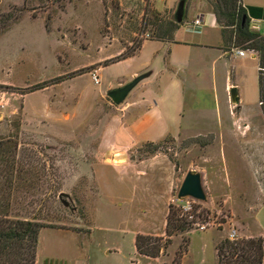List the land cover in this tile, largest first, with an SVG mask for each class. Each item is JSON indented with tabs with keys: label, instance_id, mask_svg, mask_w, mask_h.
Returning <instances> with one entry per match:
<instances>
[{
	"label": "rangeland",
	"instance_id": "374dc122",
	"mask_svg": "<svg viewBox=\"0 0 264 264\" xmlns=\"http://www.w3.org/2000/svg\"><path fill=\"white\" fill-rule=\"evenodd\" d=\"M119 1L0 0V139L17 145L23 170L10 216L76 235L59 239L63 248L44 240L47 264H177L183 239L181 264H216V246L231 230L237 240L264 234L257 63L250 56L228 67L238 85L233 106L215 53L175 48L180 67L170 72V57L163 63L152 5L171 9L158 17L167 22L178 0ZM8 13L15 17L4 25ZM149 65L160 73L147 104L140 85L114 105L107 93ZM146 107L153 113L143 116ZM191 171L201 175L203 202L178 200ZM187 201L189 231L158 258L138 255L135 238L165 240L169 207L181 217Z\"/></svg>",
	"mask_w": 264,
	"mask_h": 264
},
{
	"label": "trees",
	"instance_id": "16d2710c",
	"mask_svg": "<svg viewBox=\"0 0 264 264\" xmlns=\"http://www.w3.org/2000/svg\"><path fill=\"white\" fill-rule=\"evenodd\" d=\"M188 0H178L184 7ZM211 13L216 19L231 48L254 51L257 57L259 104L264 116V36L250 29L251 13L241 6V0H211L208 2ZM23 8L21 11H23ZM16 10V8H15ZM20 11V10H19ZM154 25L157 26L156 41L174 43V35L184 23L177 24L174 16L167 21H159V14L152 12ZM15 16L5 15L4 25ZM119 61V60H118ZM153 145V144H149ZM17 145L9 139H0V264H35L38 239L41 230L48 228L35 219L20 220L10 216L11 199L22 178L23 170L17 164ZM190 223L172 207L166 221V239H152L144 236L135 238L138 255L150 259L158 258L176 235L189 231ZM189 240H182L176 253V263L181 264L187 253ZM216 264H263L264 238H249L231 241L222 239L216 246Z\"/></svg>",
	"mask_w": 264,
	"mask_h": 264
},
{
	"label": "crops",
	"instance_id": "0c3cea01",
	"mask_svg": "<svg viewBox=\"0 0 264 264\" xmlns=\"http://www.w3.org/2000/svg\"><path fill=\"white\" fill-rule=\"evenodd\" d=\"M119 1V0H118ZM120 2V1H119ZM153 2V1H152ZM121 5V3H120ZM241 6L246 10L249 11V13H251V17L250 19L253 20H258V21H264V0H241ZM153 7V11L157 14H164L166 11H171V9H167L165 10L163 13L157 11V9L154 7V5H152ZM192 13L193 14V18L191 19V22L196 19V18H200L202 21V30L201 33L198 35L195 34H189L186 32V30L184 29V33L185 34H179V32L177 31L174 35V43L169 44V43H161V42H155L158 44H163L164 45V49L165 54L162 56V61L163 63L166 62L165 60L169 58V63H167V67H170V69H168L170 72L173 71V69H176V67H180L178 65H176L175 63L176 60L174 61L173 59V50L175 48H181L183 49V51L191 54L195 55H199L200 53H215V61L217 62H221L224 61L223 63V67L221 68V70H225L224 71V75L226 77V88L227 90H231V88L233 86H238L237 85V79L233 77V73L230 72L229 73V69H234L235 67L233 65H235V63H238L239 61H243L245 59H247L248 57H250L248 55V57L246 58H239L237 57L233 52H232V48L229 51V44L228 41L226 40V37L224 36V34L222 33L221 29L217 26L216 24V19L214 17V15L211 13L209 5L207 0H203V2H200L197 4V6L195 8H193L192 6H188L187 8L184 7V17H189L188 15ZM186 21H190L189 19H185ZM186 35V36H184ZM154 43V42H153ZM145 44V43H144ZM144 44L142 45V47L140 48V50L143 48ZM140 50L138 51V53L133 57H136L139 53ZM121 53V52H120ZM119 55V53L117 54ZM161 55V54H160ZM158 56V55H157ZM156 56V57H157ZM131 58H127L126 60H129ZM252 59H254V61L257 63V57L254 56ZM120 63V62H119ZM166 68V66H165ZM167 71V70H165ZM160 72L156 71V68L152 67L151 65H149L148 67H145L142 71V73L139 74H134L132 76V78L137 77L138 75L142 74H148V78L144 79L142 82H140L136 88L140 87V85H142V87H144L143 89L145 90V98H144V103L147 104V100L150 97V86L153 85V83L157 80L158 76H159ZM228 74V77H227ZM146 112L144 113L143 116H147L151 113H153L151 111L150 107H146ZM163 138V137H162ZM54 234V235H51ZM76 236L73 233H69V232H65L62 230H41L40 234H39V239H38V246H37V251H36V261L35 264H47V262H50V257L52 258L51 255V251L47 250V239H51V237H53V239H57L54 243V247L57 246H61L63 248L62 244H59L57 241L59 239H62L63 237L65 238H70V237H74ZM263 238H264V234H262ZM44 240H46V245L44 244ZM52 240V239H51ZM53 246V243L51 244ZM50 251V252H49ZM62 262V261H61ZM76 264H86V262H77ZM264 264V261H263Z\"/></svg>",
	"mask_w": 264,
	"mask_h": 264
},
{
	"label": "water",
	"instance_id": "95a60500",
	"mask_svg": "<svg viewBox=\"0 0 264 264\" xmlns=\"http://www.w3.org/2000/svg\"><path fill=\"white\" fill-rule=\"evenodd\" d=\"M184 16V5L180 4L177 7V10L174 14V19L177 24L182 22V18ZM148 74H144L133 79L128 84L110 90L107 93L108 98L113 102L114 105L119 106L121 105L127 96L136 88V86L142 82L144 79L148 78ZM230 102L233 106L239 104L238 93L235 88L230 90ZM186 198H191L195 201L203 202L206 200V195L203 191L202 184H201V175L197 172L191 171L189 172L180 188L178 193V200L183 201Z\"/></svg>",
	"mask_w": 264,
	"mask_h": 264
},
{
	"label": "built area",
	"instance_id": "2783aa9c",
	"mask_svg": "<svg viewBox=\"0 0 264 264\" xmlns=\"http://www.w3.org/2000/svg\"><path fill=\"white\" fill-rule=\"evenodd\" d=\"M250 29L256 32H260L264 36V21H258V20H253L250 19ZM184 29L186 30L187 33L189 34H195L198 35L201 33L202 30V21L200 18L194 19L191 23L184 25ZM147 37V36H146ZM232 52L239 58H246L251 56L252 58L256 56V53L254 51H246L243 49L239 48H233ZM92 80L94 81L95 84L99 83V80L96 75L92 76ZM179 211L183 217L186 218L188 223L193 224V215H192V205L190 202H185L184 205L180 206ZM199 231H204L205 230V225H197ZM227 238L231 241H236L238 238L236 237V232L234 230H231L228 233Z\"/></svg>",
	"mask_w": 264,
	"mask_h": 264
}]
</instances>
